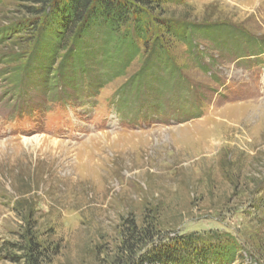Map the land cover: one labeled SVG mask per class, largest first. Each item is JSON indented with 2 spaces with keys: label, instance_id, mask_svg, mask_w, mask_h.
<instances>
[{
  "label": "rangeland",
  "instance_id": "374dc122",
  "mask_svg": "<svg viewBox=\"0 0 264 264\" xmlns=\"http://www.w3.org/2000/svg\"><path fill=\"white\" fill-rule=\"evenodd\" d=\"M26 6L0 0V264H23L14 258L26 230L56 247L44 264H121L126 220L162 236L228 235L239 253L226 264H264V53L247 40L235 51L229 32L226 51L196 34L195 52L173 51L185 79L132 82L135 61L96 92L84 84L75 107L46 106L12 124L13 107L57 95L23 73L26 59L10 61L35 36L18 28L34 19ZM156 13L264 40V0H167ZM113 49L93 65L99 77L115 66ZM37 55L33 72L48 53Z\"/></svg>",
  "mask_w": 264,
  "mask_h": 264
},
{
  "label": "trees",
  "instance_id": "16d2710c",
  "mask_svg": "<svg viewBox=\"0 0 264 264\" xmlns=\"http://www.w3.org/2000/svg\"><path fill=\"white\" fill-rule=\"evenodd\" d=\"M23 1L31 5L24 9L34 19L22 20L18 28L20 31L31 28L36 32L29 44L31 52L14 54L10 61L18 63L26 59L28 62L23 73H33L38 79L35 84L45 82L42 87L50 86L57 95H47L41 107L15 106L13 115L29 116L46 109V106L48 111L73 108L76 97L83 95L84 84H91L92 92H96L103 82L101 79L118 77L117 73L123 74L135 61L139 68L131 78L132 82L139 78V83L142 81L147 85L149 81L177 79L181 77L182 69L173 58L175 46L184 47L187 53L195 52L200 47L199 42L207 40L218 50L226 51L227 41L235 40L240 43L234 45L235 51L239 52L241 43L247 40L256 54L264 53L263 39L248 40L244 32L233 26L195 25L158 16V8L167 0ZM227 32L231 37L224 41V37H229ZM196 34L201 36L199 42L195 40ZM109 48L110 59L112 49L115 50V66L103 70L106 77H99L92 70ZM41 51L48 53L49 58L46 55L44 61L40 59L39 70L33 72L29 66L39 60L37 53ZM251 56L254 54L246 57ZM197 60L201 65L200 57ZM201 67L205 74L211 71L210 65ZM181 79H185L184 76ZM123 102L117 101L122 104L120 107ZM123 228L119 246L124 259L121 264H226L239 253L238 243L228 235L177 233L162 236L151 225L139 227L133 220H126ZM23 240L24 244L18 250L21 256L14 258L17 261L22 259L23 264H44L49 254L56 250V247H44L30 230L25 231Z\"/></svg>",
  "mask_w": 264,
  "mask_h": 264
},
{
  "label": "bare ground",
  "instance_id": "6f19581e",
  "mask_svg": "<svg viewBox=\"0 0 264 264\" xmlns=\"http://www.w3.org/2000/svg\"><path fill=\"white\" fill-rule=\"evenodd\" d=\"M43 139V138H42ZM44 141H49V140H47V139H43ZM51 143H56L57 144V142H55V141H50Z\"/></svg>",
  "mask_w": 264,
  "mask_h": 264
}]
</instances>
